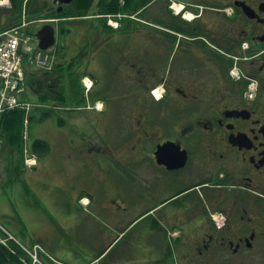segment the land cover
<instances>
[{
    "label": "flooded vegetation",
    "instance_id": "af4514ba",
    "mask_svg": "<svg viewBox=\"0 0 264 264\" xmlns=\"http://www.w3.org/2000/svg\"><path fill=\"white\" fill-rule=\"evenodd\" d=\"M76 1L50 0L62 14ZM140 1L144 27L95 41L82 71L94 102L65 121L73 151L94 149L164 264H264V0ZM79 112L95 118L78 125Z\"/></svg>",
    "mask_w": 264,
    "mask_h": 264
},
{
    "label": "crops",
    "instance_id": "0c3cea01",
    "mask_svg": "<svg viewBox=\"0 0 264 264\" xmlns=\"http://www.w3.org/2000/svg\"><path fill=\"white\" fill-rule=\"evenodd\" d=\"M79 19L102 35L104 27H111L98 15L69 18L68 21ZM7 21L5 14L1 24ZM127 22L126 27H144L137 19ZM64 43L71 45L69 40ZM74 52V57L81 54L79 50ZM54 81V75H48L44 89L56 88ZM31 84L28 96L33 99L41 85L34 82L33 87V80ZM37 109L31 112L27 145L32 146L35 138H44L50 142L51 150L35 152L38 159L33 168L25 166L21 145L16 141L13 144L7 135L0 133V222L22 240L42 243L58 260L49 259V264H164L165 255L146 248L138 238L143 234V225L134 237L123 227L131 226L141 210L133 209L131 213L126 204L119 206L112 201L109 186L115 183V176L100 169L95 152H74L73 148L78 149L83 142L73 139L54 113L43 117L46 109ZM83 197L88 198L81 201ZM69 198L77 204V211H71ZM11 200L16 201V208ZM39 207L45 211H40ZM12 214L18 215L20 221L10 224L2 218ZM19 225L29 228L26 236ZM58 225L64 234L72 229L73 246L65 242L64 237L69 239L68 236L60 238L57 234Z\"/></svg>",
    "mask_w": 264,
    "mask_h": 264
},
{
    "label": "trees",
    "instance_id": "16d2710c",
    "mask_svg": "<svg viewBox=\"0 0 264 264\" xmlns=\"http://www.w3.org/2000/svg\"><path fill=\"white\" fill-rule=\"evenodd\" d=\"M122 1L125 0H116L114 7H107V8L103 7V9H100L99 12L106 14L119 13V12L137 14L139 12V9L142 7V2L140 0H133V4L131 7H127V5H125L124 3L122 4ZM93 2H95V0H77L75 2V8H74L75 11L70 9V12L66 14L68 15L70 14L73 16L87 15L89 14V9L91 8ZM48 5L49 3L44 0H12V6L6 11V13L2 12V16L6 14V16L8 17V21L5 24L0 25V32H2L7 28H11L21 24L22 14L25 7L29 20L63 16L62 13L57 12L56 8L52 9V12L50 13H45V11L48 8ZM139 16H142V14H140ZM62 31H64L63 28L61 29V32ZM63 64L64 62L63 60H61L60 63H57L56 65V69L58 70L59 73L60 71L62 72ZM29 71L30 69H26V73H28L27 83L32 85L31 80H33V87H34V82H37L38 85H41V89L37 90V95L35 98H33V101L48 103L51 100L50 98L51 92L45 90L44 86H45V80L47 79L48 75L51 74V72H48L40 68L38 69L33 66V77H32ZM34 90L35 89H33V91ZM58 93L59 94L55 96V99L59 101V104H62L61 106L70 107V104L76 105V104H80V101L85 102V98L83 95H81L79 99V97H76L72 94H70L69 96L68 93H64L63 90L58 91ZM62 108L63 107H61V109ZM50 114H51L50 110L43 111V117L49 116ZM25 116H26V112L24 109L13 108L6 110L0 119V133L7 135L13 144L16 141L18 145H21V148L24 143L23 132H24ZM59 120L61 123L63 122L65 124L64 117L62 116L59 117ZM29 147L32 152H37V153H47L51 150L50 142L44 138H35L33 140V145L32 146L30 145ZM14 248L15 251L9 249L8 247L0 243V264H32L33 259L28 255V253L23 248H21L16 244L14 245Z\"/></svg>",
    "mask_w": 264,
    "mask_h": 264
},
{
    "label": "rangeland",
    "instance_id": "374dc122",
    "mask_svg": "<svg viewBox=\"0 0 264 264\" xmlns=\"http://www.w3.org/2000/svg\"><path fill=\"white\" fill-rule=\"evenodd\" d=\"M44 1H47L49 3L48 8L45 11V13L52 12V9H55L53 4H51L50 0H44ZM69 8L71 10L75 11V9H74L75 3L72 4ZM7 10H8L7 8H4V9L0 8V12H1L0 13V25L2 23V18H3L2 12L6 13ZM89 12H90V15H96L99 13V10L97 8V4L95 2H93L91 8L89 9ZM120 13H123V12L109 13L108 19H110V18H113L114 20L120 19V20H116L118 22L116 25H120V27H122V25H123V27H126L128 25L127 21H129L128 20L129 18H126L123 15L120 16L121 15ZM114 14L116 16H112ZM127 15H130V14L127 13ZM67 17L69 19V18L82 17V16L81 15L80 16L69 15ZM68 24L72 25L73 27H62L63 29L68 28V30L65 33L60 32L59 27H58V31L56 34L57 43L59 42V44L62 45L66 40H69L71 45L69 47L70 48L69 51H66V52L70 58L74 56L73 52L75 51L74 53H76V51H78V50L81 52V54H83V51L86 50V52L84 54L87 53V55H84L83 58L79 59L80 63L79 62L68 63L66 68L62 69V72L60 71V73L59 72L55 73L54 80L58 79V81L62 83L60 86L59 85L57 86L58 90H63L64 92L68 93V95L72 94L76 97H79V99H80L81 95L84 96L83 91L81 89V85H80L81 78L83 76V74L81 73L82 72L81 70L83 68H87L86 65H88V63H90V62L93 63V60H94L93 47H94L95 41L98 37H96V34H94V30H95L94 27L90 26L88 23H85V21H83V20L79 19V20L72 21V22H69L67 20V23H64L63 25H68ZM41 26L40 25L37 26L36 23H34V24L32 23L29 25V28H30L31 32H34V34H37V32L40 30ZM66 62H69L68 59H66ZM81 63H83V65ZM92 67H94V66L92 65ZM57 94H58L57 92L50 94L51 100L44 107V109L50 110L52 112V114L54 113L57 118H59L61 116L64 117L65 121H66V118L69 116V114H68V112H69L68 107L69 106H61L62 104H59V101L57 99H55V96ZM105 94H111V93H110V91H105ZM84 98H85V96H84ZM85 103H86V100H85V102L80 101V104H76V105L70 104V107H77L78 108L81 105H84ZM60 107H63V109H60ZM57 110H58V112H57ZM73 115H71V117ZM94 118L95 117L92 114L88 120L87 114H83V113L81 114L79 112L78 114L75 113V119L74 120L79 125L81 122H86V121H88V124H89L90 121H93ZM72 119H73V117H72ZM66 126H67L68 130L71 129V127L69 125H66ZM72 126H73V124H72ZM88 127H89L88 129L92 128L91 125H89ZM67 128L65 127V130ZM85 152H87V151H85ZM88 152H94V149L89 150ZM11 205L13 206V208H16V206H17L16 201L11 200ZM69 206L71 207V211H74V210L77 211V204L75 203V201L73 199L69 198ZM39 210L45 211V209L42 207H39ZM83 214H85V216L90 215L89 213H83ZM2 218L4 220H6L7 222H9L10 224H13L12 222H14V221H16V222L20 221V218L16 214L15 215L12 214L11 216H4ZM54 222L57 223L56 221H54ZM82 226H83V224L80 225L79 227H82ZM19 227L23 230V236H26V234H28L27 232H28L29 228H27L26 225H19ZM8 230H10V229H8ZM56 231H57V234L60 236V238L64 237L63 235L68 236L69 239L64 237V240L67 244L70 245L69 247L73 246V242H74L73 239L74 238L72 237V235L74 236V234H72V229L67 230L66 234H64L62 231L60 232L59 225H58L56 227ZM0 237L5 238L6 241L8 240V234L4 230H2L1 228H0ZM21 242H23L26 246H31V244L29 242H26L24 240H21ZM69 249L72 250L71 248H69ZM37 264H42V263H37Z\"/></svg>",
    "mask_w": 264,
    "mask_h": 264
},
{
    "label": "built area",
    "instance_id": "2783aa9c",
    "mask_svg": "<svg viewBox=\"0 0 264 264\" xmlns=\"http://www.w3.org/2000/svg\"><path fill=\"white\" fill-rule=\"evenodd\" d=\"M11 0H0V6H9ZM174 8H177L174 5ZM29 37L25 38L24 32L20 28H15L0 34V78L4 79V88L0 93V114L6 108H12L21 103L18 101L15 91L19 88L24 74L22 68L21 46L27 44ZM28 50L31 47L27 48ZM35 60L39 65L47 66L49 56L38 52ZM24 105V104H22ZM33 157L28 158L29 164L34 163ZM37 259V255L33 254Z\"/></svg>",
    "mask_w": 264,
    "mask_h": 264
},
{
    "label": "water",
    "instance_id": "95a60500",
    "mask_svg": "<svg viewBox=\"0 0 264 264\" xmlns=\"http://www.w3.org/2000/svg\"><path fill=\"white\" fill-rule=\"evenodd\" d=\"M65 1L67 3L71 2L72 0H60ZM39 37V47L41 49L47 50L50 47L54 46L56 43V29L55 26L52 24L44 25L37 33Z\"/></svg>",
    "mask_w": 264,
    "mask_h": 264
}]
</instances>
